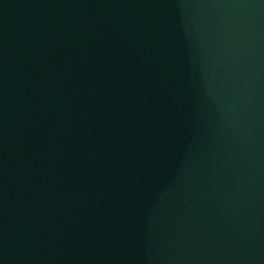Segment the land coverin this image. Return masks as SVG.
I'll return each mask as SVG.
<instances>
[{"label": "water", "instance_id": "95a60500", "mask_svg": "<svg viewBox=\"0 0 264 264\" xmlns=\"http://www.w3.org/2000/svg\"><path fill=\"white\" fill-rule=\"evenodd\" d=\"M0 264H264V0H0Z\"/></svg>", "mask_w": 264, "mask_h": 264}]
</instances>
